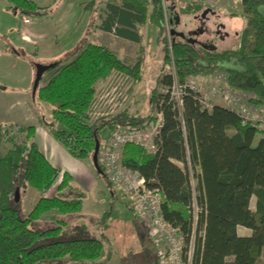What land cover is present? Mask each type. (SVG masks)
<instances>
[{
    "label": "trees",
    "instance_id": "obj_1",
    "mask_svg": "<svg viewBox=\"0 0 264 264\" xmlns=\"http://www.w3.org/2000/svg\"><path fill=\"white\" fill-rule=\"evenodd\" d=\"M7 1L22 17L48 13L33 0ZM239 6L242 18L232 28L234 45L218 49L197 44L172 27L171 56L161 0H105L102 24L138 42L135 24L148 21L158 29L164 65L173 64L181 85L188 77L224 73L230 90L264 105V0H241ZM200 9V4L179 6L186 15ZM118 24L126 28L118 29ZM138 66L139 61L125 64L106 46L84 39L42 76L35 97L51 107L48 130L71 156L90 158L95 142L101 145L102 131L138 126L152 116L123 108L93 121L88 118L95 83L120 72L137 79ZM174 80L172 72L161 74L150 93V103L162 118L157 149L149 152L128 143L122 163L137 170L148 188L160 191L162 215L183 235L185 258L191 247L190 264H264V134L224 106L202 107L199 94L189 88L178 109L169 95ZM13 128L15 137L0 126V264H99L103 243L85 224L70 220L81 210V199L46 196L54 185L57 191L71 188V176L44 157L33 141V125ZM2 142L10 145L4 153ZM28 186L38 198L23 213L20 195ZM251 196L254 210L249 207ZM239 225L249 228L250 235H239Z\"/></svg>",
    "mask_w": 264,
    "mask_h": 264
},
{
    "label": "rangeland",
    "instance_id": "obj_2",
    "mask_svg": "<svg viewBox=\"0 0 264 264\" xmlns=\"http://www.w3.org/2000/svg\"><path fill=\"white\" fill-rule=\"evenodd\" d=\"M33 1L36 2L37 5L48 3V5L45 6L39 5L48 8V13L40 16H24L23 19L27 18L29 20L31 18L32 23L37 25L36 27L40 29V32H43V34L48 37H31V40L29 39L30 44H23L19 39V35H17L18 30H20V27L23 25L21 22V14L8 8L9 3L7 0H0V124H2V126H4V123L1 122L7 120L14 122L13 120L20 117L18 114L21 113L24 108L21 102H17L18 98L31 97L35 71L33 63L38 62L48 64L46 61L40 62L39 60L43 55L45 56L48 53L51 54L54 49L61 48L62 46L70 48L71 45L74 46V44H76V47L81 41L84 39L88 40V38L93 42V33H90L94 25L93 20L97 19L99 12L102 11L105 4V0ZM99 4L100 6L98 8ZM169 4H166L165 7H163L161 3V8L164 17V35L166 37L167 46L169 47L170 56L172 53V39L174 38L170 32L172 27L174 32L182 34L183 38H187L191 42L193 41L197 44L212 48L216 47L218 49H224L233 45V42L235 41L233 34L229 33L226 38H221V36L226 30V28L223 27L224 25L227 24L229 26L228 28L239 26L242 18L241 7L239 5H232L227 1L215 10L207 13H203L204 8L195 13L186 15L181 14L179 10V6L183 4L172 1L173 8H171ZM57 5L61 7L59 8L61 11L54 14L52 17L48 16L50 9L53 10ZM177 10H179L180 16H178ZM170 16L177 21L175 27L169 20L171 18ZM37 18L40 19L37 20ZM144 25L145 26H143L142 29L143 34L146 35V37L143 40V48L148 46L147 48L150 49V52L147 53L146 60H143L144 49L141 50L140 67L142 68V63H144L148 70L146 72L143 71L142 79L139 82H136L137 79L130 75L133 79V84L129 91V101L123 106V108H127L129 112L137 113L140 116H147L149 114L153 116L156 110L150 103L149 94L155 84L154 77L159 72V68H157L156 65L158 63V61H156V52L160 47L156 43V25L151 23H144ZM233 30L234 29H232V31ZM27 35L29 34L27 33ZM99 40L106 43L109 42L107 38H100ZM20 43L23 44L21 50H24L28 57L27 62L21 57H19L20 59L18 58L17 61L13 60L17 57H15L11 51L15 52L14 48L17 44L19 46ZM127 51V57L129 58L128 61L130 63L135 62L137 56L130 58L132 54L129 49ZM154 51L155 54H153ZM158 55L160 56V54ZM61 59L62 56L55 62H60ZM166 65L165 71L174 72L173 64L171 62H167ZM27 67H30L31 72H28ZM161 72L162 70L159 72V75ZM219 74L220 73H214L211 75L214 78L213 81H208L204 79L205 76L201 75L188 77V79H190L196 87L204 93L207 89L223 83V79L222 77H219ZM45 75L46 72L43 76ZM113 75L114 74L105 80L104 84H102L97 92L110 81L109 79ZM174 75L176 82L180 84L175 72ZM5 86L22 87L23 89H11V87L7 89ZM159 91H163V89L160 88ZM42 103L45 106L40 105L36 107L35 104V109H33V111L38 110L41 116L49 114L50 112V106L44 102ZM211 103H215V100ZM15 125L19 124L5 125L9 131H12L10 135H14V128L12 129V127ZM103 133L104 131L101 132V141L104 136ZM108 133L105 134V136H107ZM20 140L21 137L16 138V141ZM9 146L8 143L2 142L1 152L4 153ZM87 159H89L92 164L91 157ZM93 170L96 180L92 184L88 182V188H67L58 191L57 196L64 199H81L83 204L82 209L75 214L77 219L70 218V220H72L71 223L74 224H85L88 230L103 243V250L97 263L159 264L158 244L153 239L145 223L130 209L131 206L129 205L128 199L125 200L126 195L123 190L117 186H109L104 182L102 174L98 173L95 169ZM111 188H114L113 191L117 194L118 200L116 199V202H110ZM20 196L22 212L28 213L30 207L36 202L35 194L27 193L24 198V194L22 193ZM103 216L105 217L103 218ZM50 218L51 216H49V220ZM130 219L133 221L129 222L128 220Z\"/></svg>",
    "mask_w": 264,
    "mask_h": 264
},
{
    "label": "built area",
    "instance_id": "obj_3",
    "mask_svg": "<svg viewBox=\"0 0 264 264\" xmlns=\"http://www.w3.org/2000/svg\"><path fill=\"white\" fill-rule=\"evenodd\" d=\"M172 1L180 4H200L211 10H215L227 1L232 5L241 4V0H161V3L163 7L171 3L169 5L173 8ZM172 19L173 17L169 19L170 22ZM23 21L28 22L29 20L24 18ZM172 73L174 75V72ZM219 77L223 79L222 84L213 86L202 93L188 78L183 85L178 84L174 75V83L169 89L170 98L180 109L184 90L189 88L199 94L198 100L202 107L210 109L215 104H221L235 112L242 123H249L259 133L264 134V105H254L248 101V95L230 90L224 73H220ZM109 80L104 87L94 94L88 111L90 121L116 113L129 101V91L133 84L130 75L121 72L114 73ZM214 100L215 103H211ZM161 122V113L156 111L141 125L126 124L117 128L110 133L108 140L101 143L98 151V162L107 181L112 186H117L123 190L131 209L145 223L158 244L159 264H190L191 247L185 258L183 235L162 215L160 191L156 188H148L140 173L125 166L121 160L123 147L128 143L141 146L149 152L155 151L157 149L155 137L161 127Z\"/></svg>",
    "mask_w": 264,
    "mask_h": 264
},
{
    "label": "crops",
    "instance_id": "obj_4",
    "mask_svg": "<svg viewBox=\"0 0 264 264\" xmlns=\"http://www.w3.org/2000/svg\"><path fill=\"white\" fill-rule=\"evenodd\" d=\"M39 5H41V6L44 5L45 6V5H48V3H44V4L41 3ZM99 6H100V4L98 5V8H99ZM59 8H61V7L59 5H57L53 10L50 9V13H49L48 16L52 17L54 14L59 13L61 11ZM103 17H104V7L102 8V11L99 12V15L97 16V19L93 20V24L94 25H93V28L90 31V33H93V38H92L93 42L90 41L89 38H88L87 42L106 46L111 51H113L115 53V55L117 56V58H119L125 64L133 65L136 61H139V66H138V71H137L138 72V77H137V81H136V82H139L142 79L143 71L146 72L148 70V68L145 67L144 63H142V68L140 67L141 66L140 56H141V50L144 49L143 50L142 59L146 60L147 53L150 52V49L147 48L148 46L143 48V46H144L143 45L144 44L143 40L145 39L146 35L143 34V29H142V27L145 26L144 23L148 24L149 22L144 21L142 23H136L135 24L136 25V29H137L138 33L140 34V36H141V40L136 42V41H132V40H130L128 38H124L120 34H118L117 32H114V26H110L109 28H105L104 25L102 24V18ZM39 19L40 18H37V20H39ZM21 22H22L23 25L20 27V30H18V34L17 35H19V39H20V41L23 44H30L29 43V39L31 40V37L32 38L33 37L37 38L39 36L48 37L47 35H44L43 32H40V29L38 27H36L37 25H34L32 23L31 18L29 19L28 22H24L23 21V17L21 16ZM26 25H28V26H26ZM173 26L174 27L176 26V21L175 20H174V25ZM223 27H225L226 30L223 32V35L221 36V38L222 37L226 38L229 35V33L233 34L232 28H228L229 26L227 24L224 25ZM117 28L118 29H125L126 26H122V25L118 24ZM149 32L151 34L150 29H149ZM27 33L29 35H27ZM157 36H158V29H157ZM157 36H156V43L158 44ZM233 36H234V39H235V41L233 42V45H234L235 42H236V36L234 34H233ZM100 38H103V39L107 38L109 42L108 43L102 42V40H99ZM52 43H54V42H52ZM23 44L20 43L19 46L17 44V46L14 48L15 50L17 49V52L20 53V54L11 51L12 54L15 57H17V58H15L13 60L17 61V59L19 57H21V58L25 59V62H27L28 57L26 56V53L24 52V50L23 51L21 50V48H23V46H22ZM75 45L76 44H74V46L71 45L70 48L69 47L66 48V47L62 46L61 48L54 49V51H52L51 54L48 53L45 56L43 55L39 61L40 62L41 61H46L48 63L55 62L61 56L63 57L66 52H68L73 47H75ZM158 46H159V44H158ZM128 49L130 50V53L132 54V56L130 58H132L133 56H137V60L135 62H133V63H130L128 61L129 60V58L127 57L128 56V51H127ZM21 54H24V56L21 55ZM153 54H155V51L153 52ZM158 54H160V56ZM156 56H157L156 61H158V63L156 65H157V68H159L158 71L160 72L162 70L161 74L168 73L169 71L168 72L165 71V67L167 65H164L163 55H162V52H161L160 48L157 49ZM143 64H144V66H143ZM27 70H28V72H31L30 67H27ZM159 72L154 77L155 84H156V80L158 78ZM205 77H207V78H205ZM205 77H204V79H206L208 81L209 80H212V81L214 80V78L211 75L205 76ZM105 80H98L95 83L96 91L102 86V84H104ZM5 87L7 89H9V87H11V86H5ZM11 89L22 90L23 88L22 87H11ZM149 99H150V94H149ZM36 101H38V102H36ZM17 102H21L22 106L24 108L21 111V113L18 114L20 117L16 118V120H13L14 122H11V120H9V121L7 120V121L1 122V123H4L3 124L4 126L5 125H10V124H19V125H22V126L33 125L34 126L33 141L36 143V145L39 148V150L43 153L44 157L47 159V161L53 167L58 168L61 173L66 172V173H68L71 176L70 184H71L72 188H80V187L81 188H88V182H90V184L94 183L96 178H95L94 170H93L94 167H92L93 165L90 163V160L87 159V158H85V159H77V158L71 156L68 153V151L64 148V146L61 143H59L50 134L46 124L52 122L51 107H50L49 114L42 115V116H44V117H42L40 115V113L38 112V110L37 111H33V109H35V104H36V107L40 106V105H43V103L41 101H39L35 97V95L33 96L31 94L30 98L29 97L18 98ZM37 103H39V104H37ZM43 106H45V105H43ZM128 112H129V110H128ZM0 126H2V124H0ZM107 133L108 132L104 131V133H103L104 136ZM104 136L102 138L101 143H103L106 140H108V138L110 136V133H108L107 136H105V137ZM178 164L181 165L180 163H178ZM102 176H103L104 182L109 185V183L106 180L104 174H102ZM109 186H111V185H109ZM114 188H111L112 192H111L110 202H116V199L118 198L117 194L114 193V191H113ZM57 192L58 191L56 190V185H54L46 192V196H52V195L56 194ZM22 193L24 194V198L26 197L27 193L35 194V200H37V198H38V192L34 188H32L30 186H28L25 189V191H23ZM126 199L127 198L125 197V200ZM82 204L83 203L81 201V209H82ZM32 207L33 206H31L30 209ZM128 207L130 208L129 205H128ZM249 207H250L251 210H254V208H255V197L254 196H251V198L249 200ZM103 213H102V215H103ZM102 215H101V217H102ZM45 216H47V214ZM72 218L77 219L76 216L72 217ZM128 221L132 222L133 220L130 219ZM236 231L241 236H247V235H250V233H251V230L249 228H246V227L240 226V225L237 226Z\"/></svg>",
    "mask_w": 264,
    "mask_h": 264
},
{
    "label": "water",
    "instance_id": "obj_5",
    "mask_svg": "<svg viewBox=\"0 0 264 264\" xmlns=\"http://www.w3.org/2000/svg\"><path fill=\"white\" fill-rule=\"evenodd\" d=\"M209 11H212L209 8H205L203 13H207ZM177 22V21H176ZM174 30V29H173ZM177 35H181L180 33H177ZM57 62H51L48 64H43V63H38L35 62L34 65V81H33V86H32V95H35V92L39 86V83L41 81V78L43 76V74L50 68H52L54 65H56ZM98 151H99V142L96 141L95 142V146H94V150L93 153L91 155V160H92V164L94 169L98 172L102 174V170L100 169L99 163H98Z\"/></svg>",
    "mask_w": 264,
    "mask_h": 264
}]
</instances>
